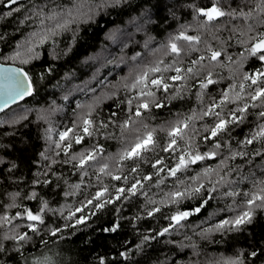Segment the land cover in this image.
Masks as SVG:
<instances>
[{"label": "trees", "instance_id": "1", "mask_svg": "<svg viewBox=\"0 0 264 264\" xmlns=\"http://www.w3.org/2000/svg\"><path fill=\"white\" fill-rule=\"evenodd\" d=\"M214 3L217 0H18L10 6H7L8 0L0 2V61L24 68L35 89L31 98L0 116V216L16 217L11 224H0L3 248L0 264H224L225 260L264 264V208H256L252 222L239 230L216 229L223 220L233 219L246 210L243 193L253 191L254 182L264 180V143H239L256 130L258 124L264 123L257 115L261 109L249 108L244 122L229 126V131L220 138L221 148L214 159L198 162L188 172L178 173L186 181L184 185H178L175 177L158 183L166 173L155 175L152 163L163 159L173 166L175 156L179 155L160 148L146 154L147 162L124 161L122 171H117L120 154L137 135L154 129L162 148L168 141L167 130L172 124L193 113L199 116L213 100L219 101L221 93L231 85L239 91L245 73L264 69V62L245 50L251 44L237 42L264 32V14L254 12L247 19L225 16L206 24V18L199 15L197 9H207ZM257 3L258 0H218V6L224 10L237 12H248ZM17 8L19 11H15ZM41 10L43 15H34ZM53 12L60 15L49 20L47 17ZM65 20L71 21L68 27L56 29V34L52 35L49 30ZM182 31L199 36L200 42L189 45L179 41L178 44L189 51L177 57L167 45ZM241 32L245 35L241 36ZM44 36L47 39L41 43ZM209 46L226 53L221 56L223 66L207 59L201 65H192L201 55H209ZM227 56L232 60H227ZM24 60L28 63H23ZM159 61H163L162 68L175 62L182 68L195 67L199 74L186 81H169L174 87L167 93L156 92L158 102L164 107L142 110L144 114L136 117L133 115L136 102L133 101L130 112L126 101L138 90L130 91L126 85H131L146 68ZM208 73L217 83L201 89L200 82ZM164 75L169 77L175 72L168 71ZM247 102L254 103L250 98ZM239 103L242 105L243 101ZM236 106L229 104L224 114ZM89 111L96 126L94 135L85 137L81 144L73 143L65 154L63 143L59 148L56 146L58 133L79 125L81 117ZM130 117V128L122 130L120 125ZM214 119L197 118L189 126L188 135L195 137L193 143L201 153L212 150L214 142H206L202 137L206 135L203 126L212 125ZM85 149L103 151H97V160L80 169L70 157ZM233 151H244L248 155L225 159L226 166L220 165L221 159L229 157ZM257 151L261 155H254ZM105 163L114 174L128 175V183L100 173L98 169ZM134 166L138 168L137 178L153 177L144 182L147 197L139 192L122 197L96 211L84 224L64 227L74 222L64 219L69 206L72 209L79 206L101 185H108L113 195L114 188H127L132 182L130 169ZM205 167L216 171L210 178L201 177L194 184L191 177ZM85 170L87 175L83 174ZM220 177H224V181L217 183ZM198 183L204 184L199 193L184 198L179 205L169 202V192L177 187H195ZM75 185H80L79 190ZM212 187L216 190L211 191ZM232 191L241 195L226 194ZM44 202L53 211H45V223L33 233L26 227L31 222L24 212L27 209L36 213ZM155 207H160L161 211L149 217L147 212ZM177 208L187 211L200 208V211L182 221V226L170 228L163 236L157 235L170 226L169 217ZM57 210H63L64 215ZM116 223L119 227L115 232L105 230ZM55 227L62 231L52 236L50 231ZM24 232L30 237L27 241L17 243L5 239ZM145 236L150 238L145 240ZM56 255L59 261H55Z\"/></svg>", "mask_w": 264, "mask_h": 264}, {"label": "snow or ice", "instance_id": "2", "mask_svg": "<svg viewBox=\"0 0 264 264\" xmlns=\"http://www.w3.org/2000/svg\"><path fill=\"white\" fill-rule=\"evenodd\" d=\"M2 2V0H0ZM18 0H8V5L17 4ZM19 11V8L15 9ZM199 15L206 18L205 23L211 24L214 21H217L225 16L228 17H237L241 16L245 19L252 17L254 12L259 14H264V0H258L255 8L250 9L248 12L235 10L226 11L222 7L218 6L217 3H214L211 7L199 8L197 9ZM12 13L9 12V15ZM69 16H71V10H68ZM34 15H43L42 10L34 13ZM60 14L53 12L52 15L48 16L49 20H55ZM31 17H26L30 19ZM91 19V16L88 17ZM71 21L65 20L63 23H57L53 29H50L52 35L56 34V29H66L68 24ZM43 23V21H41ZM249 32L252 31V26L249 25ZM36 35V33H33ZM241 36H244L245 33L241 32ZM47 39V36L41 38L40 42L43 43ZM186 41L189 45L198 44L200 42L199 36L187 35L185 32H180L178 35L171 38L167 47L170 49L172 54H175L177 57L184 53L188 54L189 49L181 47L178 42ZM238 43L241 44H251V47H247L245 50L250 56L257 57L259 61L264 62V32L256 33L255 35L249 36L247 40H238ZM31 51V49H29ZM209 55L205 57L201 55L197 60L192 61V65H201L202 62L207 59L210 63L216 62L222 65L221 56L226 54L222 50H214L210 46L207 49ZM20 55L19 52L16 53V57ZM16 57H7L6 59H15ZM227 60L231 61L232 57L227 56ZM23 63H28V60H24ZM163 64V61L157 62L154 66L146 68L131 85H126L130 91H137V94L132 98L128 99L126 103L129 105V111L132 112L133 101L136 102L135 110L133 115L136 117H141L144 111H151L152 107L160 108L164 105L158 102L156 98V92L163 91L167 93L169 88L174 87L173 84H170L169 81H186L199 74V70L195 67L189 66L187 68H182L173 64L165 65L163 68L160 66ZM223 66V65H222ZM168 71L175 72V75L166 77L164 73ZM160 73V75H155ZM243 81L239 86V91H236V86L231 85L228 90H225L221 93V99L219 101L213 100V102L207 106L206 110H203L199 116L196 113H193L192 116L187 117L183 120H178L167 130V143L161 148L158 140L155 137V130H147L141 135H137L135 139L129 144L127 148L119 156L117 164L119 165L117 171H122L123 164L122 162L132 160V161H141L147 162V153L155 152L157 148H160L161 151L167 152L175 155V164L169 166L163 159H156L152 163V168L156 169L155 175L159 176L160 173H166L163 178L159 180L158 183H163L167 177H175L176 183L178 185H184L186 181L179 174H183L191 170L192 165H196L198 162L205 161L207 159H214L219 155V149L221 148L220 138L222 134L229 131L230 125H239L244 122L249 114V108H259L261 109L257 115L259 118L264 119V69L257 70L255 73H245L243 76ZM217 83V81L211 78V73L200 82L201 89H207L209 85ZM255 86V87H253ZM250 89V91H246ZM178 91V90H177ZM234 93V94H232ZM32 94L31 79L28 76V73L25 72L22 68H4L0 64V100L3 102L0 103V111L6 107L9 102H15L18 99H23L27 95ZM250 98L254 103L249 104L247 99ZM243 101L241 105L239 102ZM258 102V103H256ZM229 104H236L235 108L228 109L227 114H224V110ZM217 109H220L217 111ZM116 115V113H113ZM204 117H214V123L212 125H204L203 132L206 135H203L202 139L204 141H213L212 150L201 153L198 146H196L193 141L194 136L188 135L189 126L194 119H203ZM131 117L129 120L123 122L120 125L122 130H128L130 128ZM101 126L107 127V124H102ZM77 128L80 129L77 132ZM145 128L147 126L145 125ZM96 131L95 122L91 119V112L89 111L85 116L81 117V122L79 125L67 128L65 131L59 132V140L56 143V146L59 148L63 143V151L65 154L71 150L73 143L81 144L85 137H91ZM264 143V123L257 125L256 130H254L248 137L239 143L242 145H251L254 142ZM182 142V143H181ZM97 151H103L102 149H85L84 151L73 154L70 157L71 161L77 162V167L80 169H85L90 162L96 161ZM248 153L244 151H233L231 155L227 158H222L220 165H225V159L235 160L237 157L243 158ZM254 155H261L259 151L255 152ZM219 166V165H218ZM226 166V165H225ZM98 171L107 176H110L114 180H123L125 184L128 183L129 176L122 174H114L109 170V165L107 163L99 167ZM216 170L211 167H205L202 172L197 173L195 176L191 177V180L194 184L201 180V177L210 178L211 174ZM138 168L136 166L130 169V174L132 175V182L130 186L125 187H116L114 188L115 195L112 194V190L109 189L108 185H101L98 190L91 196V198L83 201L79 206H76L74 209L69 206V213L64 217L66 221H74L73 223H66L64 225L67 227H75L77 225L84 224L92 215H95L96 211L103 209L106 205L115 203L116 201L121 200L122 197L128 198V196H135L139 192L141 195L147 197L148 193L144 190V182L152 180V175H144L143 177L137 178ZM84 175H87L85 170ZM99 180V177H97ZM224 181V177H220L217 183ZM74 188L79 190L80 185H75ZM204 188L203 183H198L195 187H177L175 191L168 193L169 202L171 204L179 205L181 201L191 196L194 193H199L201 189ZM254 190L251 192L243 193L246 197L245 205L243 206L246 210H243L240 214L236 215L233 219H225L221 223L216 225V229H225L228 230H239L242 225L249 224L252 222L254 211L256 208H264V180L254 182ZM215 187H212L211 191H215ZM75 193H65V195H74ZM127 194V195H126ZM229 196L241 195L239 192H228L226 193ZM35 194H33V197ZM150 203L155 204V200H149ZM161 203H164L163 201ZM207 203V201H204ZM14 205H9L12 207ZM88 209V211H85ZM53 211L48 207L47 202H44L43 207L36 213H33L31 210H25L24 216L31 223L26 225L27 229L31 232L36 233L39 231V226L45 223L44 213L45 211ZM60 212V215L63 216V210H57ZM160 207H155L152 210L147 212L149 217L154 216L157 212H160ZM200 208H196L193 211L187 210H177L172 214L169 219L171 221L170 226L164 228L162 231L157 233V235L163 236L165 233L170 231V228H175L177 226H182V221L186 220L194 212H199ZM80 213L81 215H77ZM18 216L21 214H17ZM16 217H9L7 215L0 216V224L8 223L11 224L12 220ZM16 227H19L17 225ZM119 224L116 223L112 228L105 229L106 231L115 232ZM62 229L60 227H55L51 229L50 234L56 236ZM211 231V229H209ZM150 237L145 236L144 239L148 240ZM154 238V237H153ZM5 239H11L17 243L27 241L30 239L28 232L22 234H15L12 236H6ZM19 251V248L17 249ZM0 251H3L2 246H0ZM126 256V253H122ZM253 256L256 255L255 252L252 253ZM224 264H241L238 260H225Z\"/></svg>", "mask_w": 264, "mask_h": 264}, {"label": "water", "instance_id": "3", "mask_svg": "<svg viewBox=\"0 0 264 264\" xmlns=\"http://www.w3.org/2000/svg\"><path fill=\"white\" fill-rule=\"evenodd\" d=\"M0 64H2L4 68H22V67H19V66H17V65H13V64H4V63H2L1 61H0ZM22 69H23L25 72H27L24 68H22ZM28 76H29V74H28ZM29 77H30V76H29ZM30 79H31V78H30ZM31 86H32V94H31V95H27V96H25L23 99H18V100H16L15 102H9V104H8L6 107H4V109H3L2 111H0V116H1L2 114L6 113V112H7L8 110H10L11 108H13L14 106H17V105L21 104L22 102H24L25 100L31 98V97L33 96V94H34V91H35L32 80H31ZM2 102H3V101L0 100V103H2Z\"/></svg>", "mask_w": 264, "mask_h": 264}, {"label": "rangeland", "instance_id": "4", "mask_svg": "<svg viewBox=\"0 0 264 264\" xmlns=\"http://www.w3.org/2000/svg\"><path fill=\"white\" fill-rule=\"evenodd\" d=\"M55 261H59L58 255H56ZM43 264H62V263L61 262H44Z\"/></svg>", "mask_w": 264, "mask_h": 264}]
</instances>
